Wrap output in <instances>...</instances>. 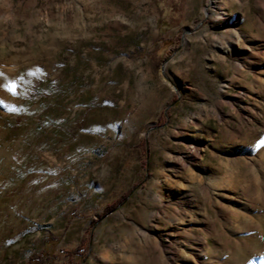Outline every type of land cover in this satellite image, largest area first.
<instances>
[{
	"label": "rangeland",
	"instance_id": "374dc122",
	"mask_svg": "<svg viewBox=\"0 0 264 264\" xmlns=\"http://www.w3.org/2000/svg\"><path fill=\"white\" fill-rule=\"evenodd\" d=\"M262 140L264 0H0V264H264Z\"/></svg>",
	"mask_w": 264,
	"mask_h": 264
},
{
	"label": "trees",
	"instance_id": "16d2710c",
	"mask_svg": "<svg viewBox=\"0 0 264 264\" xmlns=\"http://www.w3.org/2000/svg\"><path fill=\"white\" fill-rule=\"evenodd\" d=\"M159 30L164 26L161 22L158 23ZM165 46H163L164 48ZM137 150L129 151V160H132L136 154L140 156L142 153L145 156V144L144 141L139 146L135 147ZM141 150V152H140ZM144 160H147V158ZM144 165L146 162L144 161ZM129 194V192H128ZM127 194V195H128ZM118 205H121V200L118 201ZM94 227V223L91 225V229ZM84 243L80 241L74 248L67 249L64 246L59 245L58 239L48 235L39 250L32 253L26 260L25 264H81L84 258Z\"/></svg>",
	"mask_w": 264,
	"mask_h": 264
},
{
	"label": "snow or ice",
	"instance_id": "6c2138e0",
	"mask_svg": "<svg viewBox=\"0 0 264 264\" xmlns=\"http://www.w3.org/2000/svg\"><path fill=\"white\" fill-rule=\"evenodd\" d=\"M9 90H11V88H9ZM260 143H264V140H262Z\"/></svg>",
	"mask_w": 264,
	"mask_h": 264
}]
</instances>
